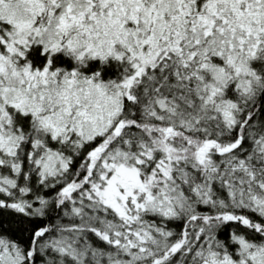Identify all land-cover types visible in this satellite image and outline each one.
<instances>
[{
	"label": "snow or ice",
	"instance_id": "obj_1",
	"mask_svg": "<svg viewBox=\"0 0 264 264\" xmlns=\"http://www.w3.org/2000/svg\"><path fill=\"white\" fill-rule=\"evenodd\" d=\"M0 264H264V0H0Z\"/></svg>",
	"mask_w": 264,
	"mask_h": 264
}]
</instances>
